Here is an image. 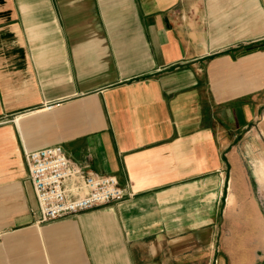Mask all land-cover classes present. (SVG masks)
<instances>
[{"label":"crops","instance_id":"obj_1","mask_svg":"<svg viewBox=\"0 0 264 264\" xmlns=\"http://www.w3.org/2000/svg\"><path fill=\"white\" fill-rule=\"evenodd\" d=\"M263 116L264 0H0V264H264L230 183ZM56 144L125 197L41 222Z\"/></svg>","mask_w":264,"mask_h":264},{"label":"built area","instance_id":"obj_2","mask_svg":"<svg viewBox=\"0 0 264 264\" xmlns=\"http://www.w3.org/2000/svg\"><path fill=\"white\" fill-rule=\"evenodd\" d=\"M25 161L43 223L122 200L126 195L115 175L85 169L69 158L60 144L25 151Z\"/></svg>","mask_w":264,"mask_h":264},{"label":"rangeland","instance_id":"obj_3","mask_svg":"<svg viewBox=\"0 0 264 264\" xmlns=\"http://www.w3.org/2000/svg\"><path fill=\"white\" fill-rule=\"evenodd\" d=\"M232 151V187L261 191V204L264 207V116L245 136L241 146L234 147Z\"/></svg>","mask_w":264,"mask_h":264}]
</instances>
